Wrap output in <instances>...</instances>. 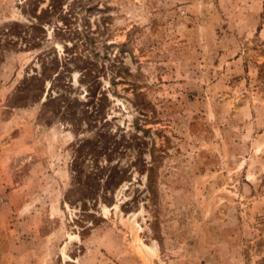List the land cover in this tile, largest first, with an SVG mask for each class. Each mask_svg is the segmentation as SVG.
<instances>
[{
    "label": "rangeland",
    "instance_id": "374dc122",
    "mask_svg": "<svg viewBox=\"0 0 264 264\" xmlns=\"http://www.w3.org/2000/svg\"><path fill=\"white\" fill-rule=\"evenodd\" d=\"M0 264H264V0H0Z\"/></svg>",
    "mask_w": 264,
    "mask_h": 264
}]
</instances>
